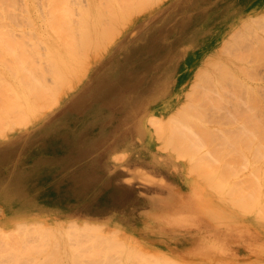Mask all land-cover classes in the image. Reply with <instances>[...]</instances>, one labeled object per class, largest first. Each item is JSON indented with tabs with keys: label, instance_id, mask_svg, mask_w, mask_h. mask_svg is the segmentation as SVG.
I'll return each mask as SVG.
<instances>
[{
	"label": "rangeland",
	"instance_id": "374dc122",
	"mask_svg": "<svg viewBox=\"0 0 264 264\" xmlns=\"http://www.w3.org/2000/svg\"><path fill=\"white\" fill-rule=\"evenodd\" d=\"M48 1L49 0H42V4L40 5H47ZM15 2L14 4L18 7L11 4L13 6L12 8L14 9L15 7V10L17 8L19 12L23 11L26 2L23 1L25 4L22 0H15ZM22 5H24L22 8L23 10L21 9ZM259 6V11L238 23L214 51H197L198 54L196 56H198L199 59L193 70L195 73L200 64L203 63L204 59H202V54L204 52L205 54H209L207 58H209L210 55L212 56H210V60L216 59V62H221L229 58L231 54L229 49L241 51L243 49L242 44L253 41L250 45L255 50L251 49L252 53L250 54H252L253 59L250 64L253 65V72L256 75L257 84L256 89L250 92L253 94L249 95L250 93H248L247 90H242L243 87H241L234 89L235 94L226 96L229 99L227 102H205L203 112L207 117L206 120L210 122V124H214V119H216L221 121L222 125H217L218 127L211 126L209 131L205 134L196 133V138L200 141L205 139V141H207V146H209L206 149L204 160H207L210 168H212L211 171L213 173L216 172L219 177L227 181L237 183V187H240L239 190L247 197L250 196V193L254 192L256 184H258L257 177L259 176V171L253 173V169H255L256 166L257 168L264 166L262 162H259L257 165L255 164V159L264 154V6ZM160 7L162 6L155 7L153 9V14L147 15L149 17L148 21H143L146 17L135 21L137 17L133 23L130 22L129 25H126L125 29L122 28V36L105 54L91 57L87 71L84 68L78 70L81 78L77 82L76 89L81 87L82 83L96 68H100L101 73L103 69H105L106 64L113 63L115 67H117L114 73L115 79L118 74H124L122 71H125V80L130 81L132 80L130 74L134 73L135 75L136 72L140 75L141 67H146V69L149 68L148 80L150 81L153 77L155 81L153 84L155 87L143 88V91L146 90L150 93L154 90H160L162 94L163 92L166 94L169 90L173 92L175 88V77H177L178 70L182 69V64L186 56L185 52L179 51L173 61L160 62L159 58L162 57V52L159 51H124L125 42L127 40V47L129 49H131L133 43L138 44L140 42L139 31L145 30L144 33H146V31H154L156 29V10ZM36 8L38 7L36 6L34 8L35 11H37ZM23 12L27 14L25 10ZM16 13L17 12H15V14ZM25 17L28 18L27 16ZM16 18H18V16ZM26 18L24 21V18L19 16L17 21L24 23L28 21ZM3 20L5 21V19ZM235 29L240 30L238 32L235 31ZM235 32H238L236 35L239 36H236L234 34ZM231 33L239 37V40H237L238 42H235L234 46L233 39L236 41V37L231 38V36H233ZM229 41L230 43H228ZM221 45H226V47L223 46L225 52L223 49L221 50ZM228 46L232 47L230 48ZM146 52L148 54H146ZM1 53L0 73L2 71V74H4L2 77L0 76V78L3 79V77H5L0 81V107L2 106V100L6 99L7 102L15 98V88H17L18 83L15 82V79L13 82V78H15L16 74L14 73L15 70H13V73L11 71L13 68L18 67L19 60V57H17L16 53L14 54V51L13 53L8 51H4V54ZM140 53H142L141 56H139ZM192 55L194 54L187 56V61ZM3 59L6 61L5 64L3 63ZM145 64L147 65L145 66ZM2 65H4L3 68H6V72H9L5 73V70L1 68ZM131 69H133V71ZM129 70H131L132 73ZM210 72H212V70H210ZM127 73L129 74L128 77ZM6 74H8V76ZM192 74L193 72L191 76ZM7 77H9L10 80ZM169 78L174 80L171 81ZM3 83H7V86L10 83L9 85H11V87H6L5 84L7 89L2 88ZM52 84H54V82H52ZM123 85L122 76L120 79H116V85L113 90L115 92L118 89L121 91ZM127 86V89L132 92L139 90V83L133 84L131 87L130 84H127ZM74 90L66 91L60 103L47 112L55 110L68 96L73 94L71 92ZM249 103L253 105V111L247 110ZM250 112L255 114L256 124L252 120L248 121ZM132 123H134V121H132ZM145 125L147 133L144 137H141L142 141L140 140L141 143H143V148L121 155V158L128 160V163L132 167L128 168L129 166H127V170H121V172H119L120 169L117 170L115 178L118 182L115 184V194L111 195L112 184H110L109 190L105 186L103 193H101V199L94 201V204L97 203L98 205L96 204L91 208H80L79 210H81V213L92 212L93 214L96 212H106L108 211V205L110 209H112L111 206H113L117 212H121L122 214L124 212L128 214L131 213V216H128V218L131 219L132 222L142 216L143 221H145L144 218H147L145 225L148 229L147 232L136 234L134 232L130 233L129 231H123L119 228L103 225L104 227L106 226V228L97 229L100 235H97L96 238L90 237V240H83V242H81L79 245V254L85 253L86 257L78 259L77 254L73 253V251L70 252L72 248L67 240L62 237V234L54 233L55 231L43 227L40 229L24 227L22 230L10 235L0 233V264H264V228H259V225L251 222L250 219L242 214L243 211L241 210L230 209L232 210V212L229 210V213L232 215L230 217L233 218L229 220H226L224 215L214 213V209H212V205H210L211 199L209 196L212 195L210 183L209 185L207 183L208 179L205 177L203 178L201 172L199 175L198 168L196 167V170H198L196 171L195 168L193 169V165L191 166L192 171H189L188 169L191 165L189 158L185 157V155L181 154L179 151V153L175 151L176 149L173 150L171 149L172 147H170L168 151H165L162 147L166 143H163V141V144L160 143L156 135L150 134L147 121ZM23 129L12 132L11 134H16ZM241 136H244V140L241 139ZM9 138L11 139L12 136L6 139ZM121 138L120 136L119 138L117 137L116 143L120 142ZM124 138L128 137L126 136ZM129 138L133 139L134 136L132 135V137L130 136ZM4 139L5 138H3V140ZM161 144L162 146H159ZM246 151L247 154H245ZM177 153L180 154V156L177 155ZM177 156L179 159H177ZM118 159H120V157H118ZM136 160L142 163L138 164ZM251 161L252 163L254 162V164L250 165ZM144 165H151L153 169L152 172L161 177L160 181L163 185L160 186L156 183H150L148 186H142V191H140L142 196L140 197L134 186L127 187L123 185L121 181L125 174H128L127 172H132L133 169H137V166H140L141 170L145 171L143 167H141ZM197 175H199V178ZM153 181L156 180H152V182ZM107 191L110 193H107ZM212 194L214 195V192ZM195 206H197V208ZM200 207L201 209H198ZM141 214L143 215L139 216ZM117 218L118 221H123L122 217ZM50 225L57 226L58 224L50 222ZM116 230L120 232L118 233ZM177 232L182 233L178 234ZM147 233L157 235L160 238V242H146L145 236ZM47 236H51L53 240L49 241ZM56 237L60 239L57 240ZM73 241L77 242L75 243V247H77V239L74 238ZM140 241H142V243ZM57 243L59 247H56ZM168 244L174 247L170 253H167L169 252L167 247ZM52 246L59 249L56 254L51 252ZM60 251L62 252L63 258L59 254ZM259 256L260 258H258ZM186 260H190L193 263H189L190 261L185 262ZM198 260H200L201 263Z\"/></svg>",
	"mask_w": 264,
	"mask_h": 264
},
{
	"label": "bare ground",
	"instance_id": "6f19581e",
	"mask_svg": "<svg viewBox=\"0 0 264 264\" xmlns=\"http://www.w3.org/2000/svg\"><path fill=\"white\" fill-rule=\"evenodd\" d=\"M23 1L26 2L27 6ZM167 1L168 0H49L47 5L44 4L45 6H42L40 5L42 4V0H22L25 6L22 5L21 9L24 6L23 9L27 13L24 14L23 9V11L20 12L17 8L15 10V7H18L16 6L17 1L15 2V0H0V51H8L10 53H13L14 51V54L16 53L17 57H19L17 67L18 69L14 66L15 68L12 67L13 69L11 71V69L6 65L12 73L13 70H15L14 73L16 74L15 78H13V82L15 79V82L18 83V86L16 85L17 88H15L16 86L14 87L16 91L14 99L7 102L6 99L1 101L2 106L0 107V140L13 136L14 133L11 134L12 132H16L20 129L28 128L34 125L38 119L46 115L47 111L51 110L54 106L60 103V100L66 91H72L75 89L73 92H71L73 94L74 92L78 91L80 88L76 89V85L81 78L78 70L80 68H84L87 71L90 63V58L95 56H102L108 50H110L112 46L117 42V40L122 36V28L125 29V26L129 25L130 22L133 23L137 17L138 18L135 21L145 17L146 18L143 21H148L149 17L147 15L153 14V9L155 7L157 8L159 6H163L165 5L164 3ZM14 2L16 5L14 4ZM260 2L261 4L259 3V5L264 6V0H261ZM11 4H14V9L12 8L13 6ZM36 6L38 7L36 8L37 11H35L34 9ZM15 12L17 13L15 14ZM15 15H17L18 18L19 16L23 17L24 21L26 18L25 16H27L28 18H26V20L28 21L24 23H21L20 21L18 22V18H16L17 16ZM2 18L5 19V21ZM182 21L184 20L182 19ZM181 24L184 28V24ZM186 25H188V23ZM173 28H175V26ZM183 28L181 27V29ZM239 30L240 29H235V31L238 32ZM238 32H235L234 34L236 35V33ZM161 34L163 35V33ZM231 34L233 35L231 36V38L239 36H235L233 33ZM235 40L236 41H234L233 39L234 44L231 41L233 46L235 45V42H238L237 40H239V37H236ZM251 42L253 41L242 44L243 49L241 51H234L232 49H229L231 51L230 52L228 50L231 53L229 55V58L221 62L217 61L218 63L215 61V58V60H210V58L212 57L211 55V57L209 56V58H207L209 54H205L204 52L202 54V59H204L203 63L200 64L199 68L195 73L193 70L199 58L198 56H196L198 53L192 55V57L189 58L188 61L186 60V63L189 64L191 68L187 69L184 66L182 67V70H180L181 72L179 74V83L177 84V86H174L175 88L172 94L164 100L163 104H160V106L155 107L156 109L154 108V111H151V114L149 115L147 120V126L149 127L148 129H150V134L156 135L160 143H162V141L163 143H166L162 147L165 151H168L170 147H172L171 149L173 150L176 149L175 151H179L181 154L185 155V157L189 158V162L191 163L188 169L189 171H192L191 166L193 165V169L195 168L196 170L198 168L199 171H196L199 172V175L201 172V176L203 175V178L205 177L206 179H208L207 183L208 185L210 183V191L212 195L209 196L211 199L210 205H212L214 213H218V215H224V218L226 220H229L233 218L230 217L232 216L229 213L230 209L241 210L243 211L242 214H244L246 218L250 219L251 222L255 223L256 225H259V228H264V166H260L258 168L256 166L257 169H253V173L259 171V176L257 177L258 184H256L254 192L250 193V196L247 197L239 190L240 187H237V183L233 181H227L226 179L219 177L216 172L213 173L211 171L212 168H210L207 160H204L206 149L209 147L207 146V141H205V139H202L200 141L196 138L197 132L205 134L209 131L211 126L215 127L217 125H222V122L216 119H214V124H210V122L206 120L207 117L203 112L205 102H227V100L229 99L226 96H230L229 94H235V88L243 87L242 90H247L248 93L256 89V75L253 72V65L250 64L253 59L252 54H250L252 53L251 49L255 50L250 45ZM228 43H230V41ZM223 46L221 47V50L223 49L224 51L225 48H223ZM224 47H226V45ZM163 48L164 44L162 42H142V40H140L138 44L133 43L131 50H158L159 52L163 53L161 54V59L159 58L160 62H162L167 60L173 52L160 51ZM214 50L215 49H213L212 51ZM146 54L148 53L146 52ZM141 55L142 53H140L139 56ZM5 62L6 61L4 60L3 63L5 64ZM146 65L147 64H145V66ZM3 66L4 65L1 66L2 70L4 69L5 73L9 72H6V68H3ZM131 70L133 71V69ZM210 70H212V72H210ZM192 72L193 74L191 76ZM0 74V76L2 77L4 73L2 74L1 71ZM6 75L8 76V74ZM133 75L134 73L131 76L133 77ZM128 76L129 74L127 73V77ZM9 77L7 78L9 79ZM3 79L0 78V81ZM52 82H54V84H52ZM153 83H155V81L148 83V87H155ZM5 84L6 87H11V85L8 84L7 86V83H3L2 88L7 89L5 87ZM111 88L109 90H111ZM140 90L138 91V93L141 92ZM111 91H108V93ZM251 94L253 93H250L249 95ZM84 100L85 99H83V103ZM73 103L74 105L77 104L74 101ZM247 110L253 111V105L249 103V105L247 106ZM251 120L256 124L255 114L252 112H250L248 116V121ZM49 139L47 141H49ZM241 139L244 140V136H241ZM162 144L159 146H162ZM178 153L177 155L180 156V154ZM245 154H247V151L245 152ZM177 159H179L178 156ZM259 162H262V164L264 165V154L255 159L256 165L259 164ZM251 164H254V162L252 163L251 161L250 165ZM199 175H197L198 178ZM203 178L201 177L202 180ZM213 192L214 195L212 194ZM195 207L197 208V206ZM201 207L198 209H201ZM230 211L232 212V210ZM235 215L238 216L237 214ZM50 222L56 223L58 225L51 226ZM103 225H107L110 227L112 226L103 222L95 223L92 220L82 221V219L78 218L62 219L56 217H47L46 219L41 220H18L14 218L13 215L8 212V210L6 211L5 208L0 205L1 234L10 235L14 232L22 230L24 227H30L34 229H40L43 227L45 229L55 231L54 233L62 234V237L67 240L70 247L72 248L70 252L73 251V253L77 254L78 259H83L86 257L85 253L79 254V245L81 244V242H83V240H90V237L96 238L97 235H100L97 229L106 228V226L104 227ZM117 232L119 233L120 231L118 230ZM135 233L138 234V232ZM147 237L148 240H146V242H160V238L158 237V240L157 236L153 233H149ZM47 238L49 239V241L53 240L51 236H47ZM74 238L78 241L77 247H75V243L77 242L73 241ZM56 239L59 240L60 238L56 237ZM151 239L153 240L151 241ZM140 242L142 243V241ZM56 247H59L58 243L56 244ZM56 247L52 246L51 252L53 254H56L59 251V249H57ZM167 247L169 251L167 253H170L171 250H173L174 248L170 244H168ZM59 254L63 258L61 251L59 252ZM258 258H260V256ZM58 259L61 260V258ZM192 260L194 261L193 258ZM188 261L186 260L185 262ZM198 261L200 262V260ZM189 263L193 262L190 261Z\"/></svg>",
	"mask_w": 264,
	"mask_h": 264
},
{
	"label": "crops",
	"instance_id": "0c3cea01",
	"mask_svg": "<svg viewBox=\"0 0 264 264\" xmlns=\"http://www.w3.org/2000/svg\"><path fill=\"white\" fill-rule=\"evenodd\" d=\"M260 1L168 0L156 10V29L146 33L139 31V38L142 42H162L164 48L160 51H173L172 57L164 62L173 61L179 51L185 52L182 67L188 69L191 67L186 63L187 56L197 54V51L216 49L238 23L259 11ZM127 45L128 40L124 51H134L127 48ZM116 69L113 63L106 64L101 73L100 68H96L76 94L68 96L55 110L46 113L31 127L14 134L11 139L0 140V205L14 218H78L82 221L107 223L115 228H124L123 231L130 233L148 231L145 227L147 218L143 221V214L132 222L128 218L131 213L122 214L113 206L110 209L109 205L106 212L92 214L81 213L79 210L96 205L94 201L101 199L105 186L109 190L112 184L111 195L115 194L117 170L120 169L121 172L127 170V166L132 167L121 155L143 148V143L139 141L147 133L145 123L149 113L172 94V90L166 94H162L160 90L150 93L143 91L149 82L154 81L151 76V80H148L149 68L146 67H141L140 75L135 73L132 77L130 74V81L125 80V71H122L124 74H118L116 79L123 76L124 85L121 91L118 89L115 92ZM180 70L182 69L178 70L175 86L180 80ZM136 83H139L141 92L127 89V84L131 87ZM73 101L77 104L74 105ZM132 135L134 138H129ZM119 136L122 138L116 143ZM126 136L128 138H124ZM136 162L142 163L138 160ZM141 167L145 171L137 166L131 173L127 172L121 181L127 187L134 186L140 197L142 186L150 183L163 185L161 177L152 172L151 165ZM117 217H122L123 221H118ZM148 235L147 233L145 240H148Z\"/></svg>",
	"mask_w": 264,
	"mask_h": 264
}]
</instances>
